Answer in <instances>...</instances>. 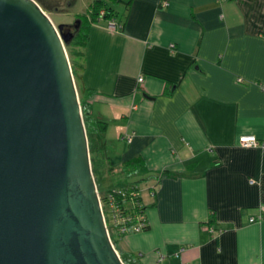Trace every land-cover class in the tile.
<instances>
[{
    "label": "crops",
    "instance_id": "1",
    "mask_svg": "<svg viewBox=\"0 0 264 264\" xmlns=\"http://www.w3.org/2000/svg\"><path fill=\"white\" fill-rule=\"evenodd\" d=\"M115 19L92 24L78 80L109 121L105 166L145 183L148 226L120 256L264 264V147L240 144L264 142V0H132Z\"/></svg>",
    "mask_w": 264,
    "mask_h": 264
},
{
    "label": "water",
    "instance_id": "2",
    "mask_svg": "<svg viewBox=\"0 0 264 264\" xmlns=\"http://www.w3.org/2000/svg\"><path fill=\"white\" fill-rule=\"evenodd\" d=\"M65 26L36 0H0V264H126L102 211Z\"/></svg>",
    "mask_w": 264,
    "mask_h": 264
},
{
    "label": "trees",
    "instance_id": "3",
    "mask_svg": "<svg viewBox=\"0 0 264 264\" xmlns=\"http://www.w3.org/2000/svg\"><path fill=\"white\" fill-rule=\"evenodd\" d=\"M114 1L123 2L125 4L126 9L129 8L130 3L132 2V0H114ZM102 10H104V13L103 15H100V12ZM116 16L117 14H115L114 9L111 6H109L107 2H105L104 0H96L88 13L77 16L73 24L66 25L71 27L73 33L72 38L66 43V48L76 80H78L81 77V72L83 71L84 68L86 47L89 42L90 29L92 24L101 18H105V19L108 18L109 21L115 20V22L119 26L117 29H121L123 25L116 21L115 19ZM79 95H80V102L82 106L83 118L87 131V136L89 140L92 167L95 175V171H98L100 168H103V166L105 167L103 160L105 157L106 147H105V142L102 139V135L106 132L109 126V121L92 113L90 105L93 102L94 97L91 92L89 93L86 89H81L79 91ZM139 162H140L139 159L134 161H129L123 166V171L127 174L132 172L134 169H137L139 167ZM108 168H109L108 170H110L112 167L109 166ZM97 185L99 188L98 182ZM108 190L111 189H107L104 193H102V195H105ZM124 262L126 263L125 260Z\"/></svg>",
    "mask_w": 264,
    "mask_h": 264
},
{
    "label": "built area",
    "instance_id": "4",
    "mask_svg": "<svg viewBox=\"0 0 264 264\" xmlns=\"http://www.w3.org/2000/svg\"><path fill=\"white\" fill-rule=\"evenodd\" d=\"M104 10L100 12L103 15ZM108 27L117 29L119 26L115 20H110ZM143 78L139 77L141 81ZM240 144L243 146H263L262 142L256 135H243L240 137ZM140 197V199H139ZM100 202L109 237L114 246H117L115 238L122 239L130 233H138L145 230L148 221L145 213V204L142 202L141 193L136 185H126L111 188L105 195L100 194ZM105 210L110 215V225L107 223ZM264 215L260 217H252L251 221L256 222L262 220Z\"/></svg>",
    "mask_w": 264,
    "mask_h": 264
},
{
    "label": "rangeland",
    "instance_id": "5",
    "mask_svg": "<svg viewBox=\"0 0 264 264\" xmlns=\"http://www.w3.org/2000/svg\"><path fill=\"white\" fill-rule=\"evenodd\" d=\"M41 7L45 10V12L50 16L52 21L56 26L60 24L71 25L74 23L75 19L79 15H84L89 12L92 5L96 0H36ZM107 2L109 6L114 9L115 14L121 17L123 16V11L125 10V4L123 2H118L114 0H104ZM101 18L100 20H102ZM98 20V21H100ZM109 23V22H108ZM76 85L78 89V93L81 89L79 80H76ZM80 97V95H79ZM108 165V164H107ZM103 167L98 171H95V178L99 184V193H104L107 189H111L116 186H121L129 183L132 180H135L136 176H132L127 178V176L123 172L113 173L109 168ZM104 174V175H103ZM137 178L136 180H140ZM138 187L142 190L145 186V183L138 182ZM107 223L110 225V215L107 210H105ZM117 241V245L121 239L115 238ZM140 260L137 258L135 260V264H140ZM130 264V263H129Z\"/></svg>",
    "mask_w": 264,
    "mask_h": 264
},
{
    "label": "flooded vegetation",
    "instance_id": "6",
    "mask_svg": "<svg viewBox=\"0 0 264 264\" xmlns=\"http://www.w3.org/2000/svg\"><path fill=\"white\" fill-rule=\"evenodd\" d=\"M68 32H72L71 27L70 26H65L64 27V33H68Z\"/></svg>",
    "mask_w": 264,
    "mask_h": 264
}]
</instances>
